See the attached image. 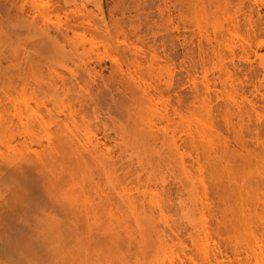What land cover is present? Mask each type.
Returning a JSON list of instances; mask_svg holds the SVG:
<instances>
[{
  "label": "rangeland",
  "instance_id": "374dc122",
  "mask_svg": "<svg viewBox=\"0 0 264 264\" xmlns=\"http://www.w3.org/2000/svg\"><path fill=\"white\" fill-rule=\"evenodd\" d=\"M41 1L54 12L50 21L40 19L29 0H0V93L20 100L25 87L73 105L76 125L53 128L63 139L58 146L68 143L71 149L50 152L53 177L22 137L13 142L14 134L0 130V189L16 187L13 177L41 187L46 173L56 191H77L75 200L68 195L55 203L62 206L55 244L59 263L216 264L215 240L228 256L222 264H264V242L256 244L245 233L250 228L264 234V47L257 46L264 40V0ZM73 5H85L93 25L80 23ZM233 19L238 34L251 43L245 51L232 38ZM198 21L216 27L212 44L200 35ZM77 33L115 46L83 48ZM143 83L168 99L171 118L206 115L220 134L223 157L180 131L158 126L147 135L153 106ZM226 84L237 89L236 102L215 91ZM128 133L137 134L140 143L125 141ZM74 135L105 142L102 150L110 157L96 161ZM196 156L205 166L207 196ZM80 180L92 200L88 210L74 186ZM151 192L162 213L150 206ZM39 196L45 213H56L43 191ZM89 218L99 222L92 231L86 227ZM72 220L79 223L76 230ZM204 225L210 239L198 235ZM227 235L231 243L220 239ZM38 252L44 264L46 249Z\"/></svg>",
  "mask_w": 264,
  "mask_h": 264
},
{
  "label": "bare ground",
  "instance_id": "6f19581e",
  "mask_svg": "<svg viewBox=\"0 0 264 264\" xmlns=\"http://www.w3.org/2000/svg\"><path fill=\"white\" fill-rule=\"evenodd\" d=\"M29 2L40 19L44 21L51 20V13L54 12L50 10L49 3L42 2L41 0H29ZM70 9L75 14L81 15L80 23L93 25V20L90 15L91 11L88 10L85 5H73ZM56 16L58 17V15ZM232 21V38L237 40V44L245 51L251 47V43L248 39L238 34L237 20L233 19ZM196 27L200 35L212 44V40L214 39L212 35L215 34L214 29L216 27L214 25L210 27L199 21L196 22ZM77 34L82 37L80 46L83 48L86 44L90 46L91 50H97L100 46L105 49L115 46L110 40L95 42L93 39L87 40L84 34ZM53 45L56 46L57 43L53 42ZM218 45L220 44L218 43ZM132 46L137 49L139 48L137 44H132ZM226 46L230 49L235 47L232 42H228ZM257 46L258 48L264 47V40L258 41ZM137 63H139L138 58L134 60L132 65ZM262 66L264 68V62ZM55 70L57 74L64 78L61 72L57 71L56 68ZM120 70H122L121 67ZM63 83L64 88H67L65 87L66 83ZM141 88L153 106L148 117H146V123L150 130L149 132L145 131L147 135H154L158 126H161L164 131H170L172 134L180 131L194 143L209 144L216 157H223L219 147V143L221 142L220 134L217 133L214 124L206 115L199 111L189 117L177 113V120H175L168 114L169 101L163 96L161 91L148 83H143ZM205 89L207 91L211 90V86L208 82L205 84ZM82 90L85 91L86 89L82 88ZM215 91L218 96L236 102L238 92L231 84L221 85L220 87L215 86ZM198 103L200 106L203 104L200 99ZM43 108L47 113L43 112ZM201 110H203V107H201ZM73 111V105H60L53 99L30 93L29 89L25 87L22 90L20 100L12 96H6L3 99L0 93V130L9 131L11 134H14L12 136L13 142L18 141V136L22 137L25 148L32 151L36 160L41 163L42 167L44 169H49L51 175L56 177L54 167H52L49 162L52 155L50 152L57 153L59 150L61 151L62 148L71 149V146L67 145L68 143H61L62 146H58L63 139L54 135L53 128L54 126H63L70 130V125H76ZM60 115L64 117L60 118ZM256 115L258 118L260 117L258 113H256ZM227 121L230 123L229 118H227ZM125 139V141L133 145H138L141 141V138L137 134L131 133H128ZM74 140L80 143L91 155L95 156L98 162H102L104 157H110V153H106L102 150V146L106 143L99 141L96 137L92 138L90 136L88 138H81L78 135H74ZM73 153L77 154V151ZM80 157L81 156H77V159H80ZM195 161L200 169L199 180L202 192L207 196L210 186L204 175L205 166L202 165L199 156H196ZM42 179L43 185L39 187L36 182H24L22 180H17V177H13L11 184L15 183L16 187L9 185V189H0V264H42L38 256V248L46 249L48 257L44 264H60L56 258L57 251L55 244L56 238L59 236L63 227L62 221L57 218V214L61 212L62 206L58 207L55 203L67 199L69 197L68 195H70V200H75L77 191L74 190L71 194L60 193L56 191L52 179L46 173L42 176ZM74 186L80 188V192L84 196L83 205L85 209L88 210L92 200L84 188L83 181H76ZM97 187H99V185ZM150 189L149 187L148 190ZM8 191L9 194H7ZM42 191L46 196V202H49L56 213H45V209L42 206L43 202H39V194ZM149 196L150 200L148 202L150 206L158 208L162 213V204L157 199L156 195L151 192ZM110 205L117 206L114 204ZM98 224L99 222L97 220L93 221L92 218H89L86 227L89 231H92L93 226ZM205 226L206 225L203 226L202 231L198 235L205 239H210L211 236L207 232ZM78 227V221L72 220L70 228L76 230ZM245 233H247L256 244L264 242V234H258L257 231L250 228L246 229ZM231 238V236L227 235L220 239L231 243ZM236 241H239L238 237H236ZM213 242L216 251L220 254V258L215 256L214 260L216 264H222L224 262L223 258L227 256V254L222 251L219 242L215 240ZM29 246L30 249L27 250Z\"/></svg>",
  "mask_w": 264,
  "mask_h": 264
}]
</instances>
